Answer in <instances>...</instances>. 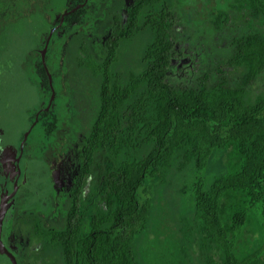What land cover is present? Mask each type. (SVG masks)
Returning <instances> with one entry per match:
<instances>
[{
	"label": "trees",
	"instance_id": "1",
	"mask_svg": "<svg viewBox=\"0 0 264 264\" xmlns=\"http://www.w3.org/2000/svg\"><path fill=\"white\" fill-rule=\"evenodd\" d=\"M7 1L0 22L30 3ZM201 2L134 0L125 24L116 4L105 45L70 39L66 65L82 75L56 76L66 116L44 114L31 134L47 144L63 122L82 135L89 193L47 228L69 264H140L150 216L182 230L189 214L209 238L189 241L199 264H264V0Z\"/></svg>",
	"mask_w": 264,
	"mask_h": 264
},
{
	"label": "flooded vegetation",
	"instance_id": "2",
	"mask_svg": "<svg viewBox=\"0 0 264 264\" xmlns=\"http://www.w3.org/2000/svg\"><path fill=\"white\" fill-rule=\"evenodd\" d=\"M133 2L83 0L74 5L73 0H66L61 11H52L53 18L46 14L49 26L28 75L37 88L39 100V105L30 111L34 113L30 127L21 139L12 141L0 126V264H69L58 247L52 246L47 228L64 226L69 203L89 193L90 179L86 184L80 183L82 135L79 134L78 141L77 136L71 138L70 129L63 122L64 128L60 127L47 144L39 134L33 141L31 134L41 116L50 113L49 119H55L54 115L58 116L61 109L56 76L63 75L70 39L85 37L90 40L92 50L94 46L105 45L116 24V15L113 13L108 18L106 14L119 4L118 24H125ZM102 8L107 11L101 16ZM52 53H56V63L48 58ZM37 160L44 163L34 167ZM43 179L50 190L39 188ZM34 182L37 192L33 189ZM40 206L44 207L43 211Z\"/></svg>",
	"mask_w": 264,
	"mask_h": 264
},
{
	"label": "rangeland",
	"instance_id": "3",
	"mask_svg": "<svg viewBox=\"0 0 264 264\" xmlns=\"http://www.w3.org/2000/svg\"><path fill=\"white\" fill-rule=\"evenodd\" d=\"M9 1L15 0H8L7 3ZM29 1L24 11L13 12L12 15L9 13L8 18L4 15L0 22V60H3V62L0 61V126L7 136L12 137V141H18L27 132L31 122L30 111L39 105L37 88L28 80V75L30 74L29 65L36 61L37 50L43 45V36L49 26L46 14L53 18L52 11H61L66 3V0ZM31 4L35 7H30ZM197 5H202L201 0H186L185 7L188 10L192 7L196 12L194 7ZM23 13L24 16H22ZM103 13L102 8L100 15L102 16ZM144 38L147 39V37ZM137 42L140 44L141 40ZM69 52L70 60L73 53L72 44L69 45ZM55 54L48 56L49 59L55 60L54 63L57 62ZM56 69H58L57 66ZM64 69L63 75L68 74V77L79 78L82 75L81 69L74 71L67 65ZM57 115L59 118L66 116L61 114V109L57 111ZM35 138L36 136H33V141ZM40 163L44 162L37 160L34 167L39 166ZM32 185L34 192H37L35 182ZM39 188L43 191L50 190L45 179L42 180V187L39 186ZM142 191L143 189L139 199L141 202L151 196L149 193L143 195ZM40 208L44 210L43 206ZM187 211L189 212L190 209L188 208ZM150 217L145 230L138 234L133 244L134 255L140 264H199L197 258L200 252L199 245L191 246L189 241L199 240L200 237L209 239L200 229V220L189 214V221H185L181 225L183 229L179 230L180 226L171 222L170 217L167 218L164 215L159 218ZM186 228L190 230V236L184 235ZM215 259L218 261L217 257ZM201 264H207V262L202 261Z\"/></svg>",
	"mask_w": 264,
	"mask_h": 264
}]
</instances>
